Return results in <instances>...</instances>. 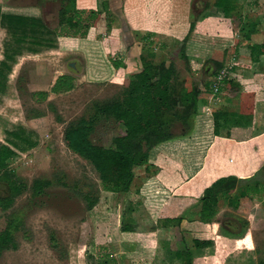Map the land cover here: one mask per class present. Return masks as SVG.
Returning a JSON list of instances; mask_svg holds the SVG:
<instances>
[{"label": "rangeland", "instance_id": "obj_1", "mask_svg": "<svg viewBox=\"0 0 264 264\" xmlns=\"http://www.w3.org/2000/svg\"><path fill=\"white\" fill-rule=\"evenodd\" d=\"M252 1L256 6L250 2L242 3L226 19H211L206 11L194 29L197 48L207 56L204 58L201 54L199 60L189 56V59H194L193 65L199 68V75H193V82L214 87L218 79L211 74L206 60L209 55L218 59L226 49H230L220 73L228 70L231 78L238 82V87L226 89L218 95L214 92L208 95V110L189 136L190 141L193 139L194 142L183 146L184 151L193 152L192 159L188 161L191 168L193 164L197 167L201 164L203 149L213 138L211 107L233 109L236 102L222 105V97L225 95L226 98L238 99L239 92L247 87L256 89L261 96L264 93V76L255 77L247 70L248 65L262 59V56L251 52L250 47L264 41V0ZM212 3L213 0H193L192 16L199 17L205 6ZM0 7L2 13L38 14L46 27L53 31L58 25L61 5L58 0H0ZM112 17H107L111 20L107 21L110 23L107 33H110L111 27L117 26ZM250 28L255 31L246 40L243 33L249 32ZM90 30L85 37L75 38L92 37ZM114 32L109 36H102L103 32L97 33V38L94 37L97 42L89 40L83 50L79 48V42L73 43V38L69 37H59L56 46L49 49L35 47L28 40H23L17 31L9 30L6 22L0 20V64L9 61L6 69L9 76L5 85H0V144L8 145L17 153L10 168L29 188L35 179L53 182L44 194L35 196L28 190L14 200L12 208L4 216L0 213V226L13 222L15 237L19 242L17 251L0 253V264H97L102 255L113 253L117 251L115 248L118 249V245L122 246L123 241L118 233L121 200L98 179L93 167L71 152L63 140L67 126L80 118L93 120L99 105L117 99L131 74L126 67L122 69L126 63L119 60L120 57L128 58L124 55L128 49L123 35L120 31ZM177 32L136 36L130 32L131 39L128 41L141 43V56L146 55L147 49H152L159 56L170 53L183 40V32ZM115 61L120 63L118 68ZM129 64L131 67L130 60ZM178 65L182 70V80L190 77L192 73L185 71L181 61H178ZM193 65L189 60L191 69H194ZM93 67H98L105 75H94ZM255 69L259 67L255 66ZM63 75L73 77L74 87L71 91L50 93L43 102L32 96L33 93L50 92L56 79ZM118 130L114 120L96 117L90 139L96 145L108 146ZM175 130L181 132L179 126ZM220 134L225 136L226 130L221 129ZM181 147L179 145L178 149L181 150ZM156 156L154 153L149 161L152 171L157 169L159 172L167 167L174 169L179 165L178 157L164 154L160 159ZM135 176L128 200L135 208L133 218L137 223L136 234H156L150 239L139 240L143 250L141 255L149 257H144L138 263L167 264L163 242L172 236V232L156 226L159 220L166 219L163 205L170 201L178 203V207L184 204L186 208L170 218L184 215L191 220L183 221L195 222L200 193L194 192V195L189 196V193H183L179 188L173 190L157 175L147 178L143 168L136 169ZM181 178L183 181L182 175ZM141 184L143 186L137 192ZM6 189L5 184H0V197L8 196ZM79 193L97 198L98 204L87 211ZM230 198L236 201V206L229 205V199L223 198L213 224L180 226L179 232L189 243L192 238L215 239H211L212 248L195 253L194 262L200 259L197 264H259L260 259L264 260V182L258 187L242 188L232 193ZM122 264L134 263L125 261Z\"/></svg>", "mask_w": 264, "mask_h": 264}, {"label": "trees", "instance_id": "obj_2", "mask_svg": "<svg viewBox=\"0 0 264 264\" xmlns=\"http://www.w3.org/2000/svg\"><path fill=\"white\" fill-rule=\"evenodd\" d=\"M58 1L61 8L58 12L57 28L53 31L46 27L40 17L6 14L2 13L1 8L0 20L6 22L9 30L17 31L23 40H28L35 47L49 49L56 46L59 37H85L89 29L95 27L101 20V13L98 11L77 9L76 0ZM239 2L240 0H214L209 7L211 6L220 16L227 18L238 8ZM197 20L198 17L192 16L187 36L177 47L171 49L170 53L158 56L152 49L145 50L146 55L141 56V68L130 74L117 99L98 106L93 120L80 118L64 130L63 140L66 147L87 161L104 186L121 200L119 232L123 238L122 246L118 245V249L115 248L117 251L113 253L102 255V259L97 264H122L139 255L141 247L136 236L137 223L133 218L135 208L128 200L136 178L135 171L143 168L147 178L156 176L157 169L152 171L149 163L156 149L188 138L197 126L199 113L206 109L208 95L214 92L213 85L209 87V84L194 83L193 75L198 76L199 70L194 71L189 67L188 43ZM250 29L249 32L243 31L246 40L250 39L254 31ZM50 37L52 39H49ZM142 38L146 40L145 36ZM250 48L251 52L259 57L264 56V41ZM229 50L226 49L223 56L218 59L212 55L206 60L207 64H211L207 67L210 72L212 71L213 76H218L224 68ZM178 61L182 62L185 71L192 73L187 79L182 80V70L179 67L181 64L178 65ZM114 63L118 68L120 63L116 61ZM7 66H9L7 60L0 64L2 86L9 76L6 71ZM73 87V77L63 75L56 79L50 92L33 93L32 96L37 101L43 102L50 93L69 92ZM234 87H238V84L231 77H227L220 81L217 92L214 93L218 95ZM255 101L254 92L241 90L233 109L211 107L212 134L219 136L220 130L225 129L226 136L229 137L232 128H249L253 121ZM96 117L112 119L119 128L108 146L96 145L90 139ZM176 126H179L181 132L175 130ZM188 154L192 159L193 152L189 151L186 157ZM16 157L17 153L11 147L0 144V184H5L8 191V196L0 197V213L3 216L12 208L14 200L23 193L29 190L31 194L40 196L53 185L52 180L35 179L29 188L10 168L11 162ZM193 167L196 166L193 164ZM262 182H264V164L261 171L249 179H238L236 176L218 178L204 190L199 199L197 220L206 224L214 223L223 198L229 199V205L236 206V201L230 198L232 193L246 187H258ZM142 186L143 184L137 187V192ZM79 195L84 200L87 211H91L98 204V199L89 194L79 193ZM185 219L191 220L183 215L157 222V228L172 232V236L167 238L165 243L163 242V245L165 244L163 253L167 264L175 262L193 264L196 252L213 247L211 240L192 238L189 239V243L179 232L181 223ZM54 247L56 248V244ZM18 248L19 242L15 237L14 223L7 222L4 226H0V253L17 251ZM258 263L264 264V260L260 259Z\"/></svg>", "mask_w": 264, "mask_h": 264}, {"label": "crops", "instance_id": "obj_3", "mask_svg": "<svg viewBox=\"0 0 264 264\" xmlns=\"http://www.w3.org/2000/svg\"><path fill=\"white\" fill-rule=\"evenodd\" d=\"M248 2H250L251 5L256 6V3H254V1L252 0H240L238 6H240V4L242 3L247 4ZM192 3H193V0H76L77 9L85 10V11H89V10L98 11L101 13V20L97 23L95 27L91 28L90 31H91L92 37H90L89 35L87 36L86 39L73 38V43L79 42L81 45V47L79 48L83 50L84 48H86V43L89 40H93L91 41L92 43L97 42L95 40L98 36L96 35L97 33L103 32L104 35L102 34V36H105V35L109 36V34L111 35V33H113L114 31H120L121 36L123 35L122 37L123 41L126 43V47L128 49L127 53L125 50L124 55L126 58L127 57L128 58L123 59L120 57L119 60L122 59V61L126 63L123 66L124 68L122 69H125L126 67L127 70H130L129 73H134L141 68V54L142 53H141V47H140L141 43L139 42L133 43L132 41H128L129 38L131 39L130 32H132L135 36L137 34L144 35L145 33L146 34L153 33V34L159 35L163 32L169 35V33L177 32L181 30L183 32L182 38L184 39L189 32V28L191 24L192 13L190 11H191V8H193ZM37 11L39 10L37 9ZM206 11H208V16L211 19H214V20H221L219 18L226 19L225 17L217 14L215 10H212L211 6L209 7V5H207L205 6L204 11L199 15L198 20L195 22V27H196V24L199 23L200 16L204 15ZM6 14H15V13L11 12V13H6ZM15 15H22V14L16 13ZM110 15H113L112 19L116 20L117 26L111 27L112 30L110 31V33H107V31H109L108 25H110L109 22L107 23V20L109 19L107 17ZM22 16L39 18L38 14H35V15L27 14V15H22ZM114 16L116 17L114 18ZM108 21H111V20L109 19ZM98 30H101V31H98ZM191 37L192 38L190 39L188 43V56H194L196 59L199 60L202 54L204 58H206L205 56L207 55L201 53L200 49L197 48L198 43L195 40L196 39L195 30ZM118 46L120 48V45ZM73 52H76V51H73ZM210 56L211 55H209V57ZM263 58L264 56H262L261 60L257 62H253L247 66L248 72H250L255 77L264 76V59ZM191 59H189L190 63L192 65L195 64L194 62H192L194 59L193 60ZM129 60L132 63L131 67L129 64ZM255 66H258L259 69H255ZM93 68L94 69H92V73L94 75L95 74L96 75L102 74L103 76L105 75V72L99 71L98 67H93ZM193 68L194 69L192 70L194 71L199 70V68L195 67L194 65H193ZM86 77L87 76L85 75V78ZM232 79L234 81L236 80L233 77ZM243 91L255 93L256 101H255L254 116H253V121H252L251 126L246 129L232 128L230 130L229 137H227L226 134L225 136L221 134L219 136L213 135V138L210 139L208 146L203 149V153L201 157L202 161L198 167L196 166L194 168L193 165H192V168L190 167V165L188 164V161L191 160L189 158V154L186 157L188 152L183 150V144L194 142L193 139L192 141H190L191 139L189 137L184 139L186 141L184 140L174 141L168 145H165L163 147L156 149L155 151V154L157 155L156 157L159 156L160 159H162L163 155L166 154L167 156H171L172 158L178 157V160H179V165L177 167H174V169L167 167V168H163L159 170L157 177L162 182H164L166 186L170 185V187H172L173 190L179 188L181 191H183V193L184 192L189 193V196L194 195V192L195 194L196 192L197 193L199 192L200 193L199 197L201 198L204 190L220 177L236 176L238 179H249L255 176L259 171H261V168L264 164V147H263L264 146V97H263L264 93H262V96H261V94L256 89H252L250 87L244 88ZM260 99H262L263 101L260 102ZM236 100L237 99H231L229 97L226 98L224 95L223 100H222V105L225 103L227 105L229 103L234 104ZM217 108H220V107H217ZM206 109L208 110V108ZM205 111L199 113V116L200 115L201 116L200 117L198 116V119H197L198 125H199L200 119L204 118L203 116H204ZM201 122H204V121L202 120ZM196 140L199 141V138L196 137ZM179 145H182L181 150L178 149ZM236 165H238L239 168H237ZM242 165H246V166L243 167ZM191 169H192L191 173L188 174V172H190ZM181 175L184 177L183 179L184 182L182 181ZM187 176H189L190 178L191 177L193 178L190 179L189 177L187 178ZM177 204L178 203L173 204L172 201H170V203L163 205V213H165V215L163 216L165 218L173 217L175 216V214L180 213V211L186 208L184 207V204L179 205V207ZM161 211L162 210L159 211L160 212L159 214H161ZM187 225L189 227L191 226L198 227L199 225L208 226L210 224H206V223H203L197 220L191 223L187 221H183V223H181V226L187 227ZM118 233H120L119 230H118ZM119 235L121 236V234ZM136 236L139 242V240L141 241V239H144V240L150 239L151 236H156V234H153V235L152 234L151 235H147V234L138 235L137 234ZM211 239L215 241L214 238H210V240ZM122 241H123V238H122ZM142 251L143 250L141 249L139 255L133 257L132 260L127 261V262L133 261L134 264L135 262L136 264H139L138 262L144 260V257L148 258L149 256L141 255ZM198 260L200 259H197L195 262H193V264H197Z\"/></svg>", "mask_w": 264, "mask_h": 264}, {"label": "built area", "instance_id": "obj_4", "mask_svg": "<svg viewBox=\"0 0 264 264\" xmlns=\"http://www.w3.org/2000/svg\"><path fill=\"white\" fill-rule=\"evenodd\" d=\"M227 77H231L230 75V72L228 70H224L222 71V73H220L218 76H217V79H218V83L214 86V92L216 93L217 92V86L218 84L220 83V81H222L223 79L227 78Z\"/></svg>", "mask_w": 264, "mask_h": 264}, {"label": "bare ground", "instance_id": "obj_5", "mask_svg": "<svg viewBox=\"0 0 264 264\" xmlns=\"http://www.w3.org/2000/svg\"><path fill=\"white\" fill-rule=\"evenodd\" d=\"M217 146H218V145H217ZM263 147H264V146H263ZM218 150H219V149H218ZM236 153H237V152H236ZM214 155H215V154H214ZM228 158H229V157H228ZM215 160H216V159H215ZM233 160H234V159H233ZM240 160H241V159H240ZM211 161H212V160H211ZM237 162H238V161H237ZM245 162H246V161H245ZM241 163H242V162H241ZM228 164H229V163H228ZM236 166H237V168H239L238 165H236ZM242 166L244 167V166H246V165H242ZM217 167H218V166H217ZM234 167H235V166H234ZM241 168H242V167H241ZM203 171H204V170H203ZM236 173H238V172H236ZM205 175H206V174H205ZM237 175H238V174H237ZM212 177H214V176H212ZM199 183H200V182H199Z\"/></svg>", "mask_w": 264, "mask_h": 264}, {"label": "water", "instance_id": "obj_6", "mask_svg": "<svg viewBox=\"0 0 264 264\" xmlns=\"http://www.w3.org/2000/svg\"><path fill=\"white\" fill-rule=\"evenodd\" d=\"M73 67H74V65H73Z\"/></svg>", "mask_w": 264, "mask_h": 264}]
</instances>
